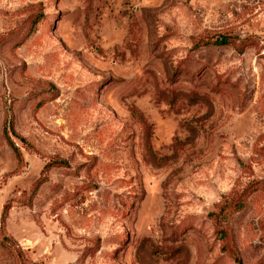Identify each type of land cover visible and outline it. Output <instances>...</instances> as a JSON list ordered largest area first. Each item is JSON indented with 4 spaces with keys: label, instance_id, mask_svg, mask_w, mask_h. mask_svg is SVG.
Returning a JSON list of instances; mask_svg holds the SVG:
<instances>
[{
    "label": "rangeland",
    "instance_id": "rangeland-1",
    "mask_svg": "<svg viewBox=\"0 0 264 264\" xmlns=\"http://www.w3.org/2000/svg\"><path fill=\"white\" fill-rule=\"evenodd\" d=\"M0 264H264V0H0Z\"/></svg>",
    "mask_w": 264,
    "mask_h": 264
},
{
    "label": "trees",
    "instance_id": "trees-1",
    "mask_svg": "<svg viewBox=\"0 0 264 264\" xmlns=\"http://www.w3.org/2000/svg\"><path fill=\"white\" fill-rule=\"evenodd\" d=\"M231 43V39L228 36H223L220 38H217L215 40H210V41H205L203 44V46H225V45H229ZM8 142L10 144V146L13 148V150L15 151L17 156H20V152L18 150V148L14 145V143L8 138ZM48 165H46L45 167H47ZM223 211L221 212V215H223ZM218 216V215H217ZM219 217V216H218Z\"/></svg>",
    "mask_w": 264,
    "mask_h": 264
}]
</instances>
